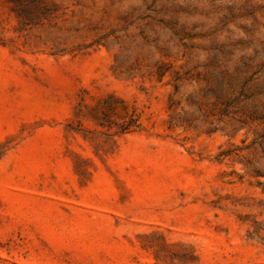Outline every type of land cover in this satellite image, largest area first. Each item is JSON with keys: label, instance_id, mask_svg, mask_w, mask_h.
<instances>
[{"label": "rangeland", "instance_id": "374dc122", "mask_svg": "<svg viewBox=\"0 0 264 264\" xmlns=\"http://www.w3.org/2000/svg\"><path fill=\"white\" fill-rule=\"evenodd\" d=\"M0 264H264V0H0Z\"/></svg>", "mask_w": 264, "mask_h": 264}]
</instances>
